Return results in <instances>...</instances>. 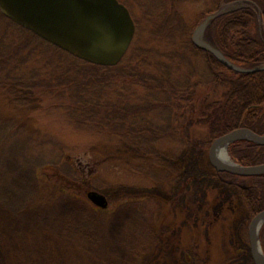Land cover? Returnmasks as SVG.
Here are the masks:
<instances>
[{"label": "trees", "instance_id": "obj_1", "mask_svg": "<svg viewBox=\"0 0 264 264\" xmlns=\"http://www.w3.org/2000/svg\"><path fill=\"white\" fill-rule=\"evenodd\" d=\"M231 3L239 6H228ZM211 13H218L208 28L212 42L235 64L245 68L260 67L258 71L245 73L229 69L212 53L197 47L192 41L193 30L185 25L182 28L179 12L167 17L165 23L169 22L174 29L178 26L179 31L184 32V47L172 52L168 59L162 57L154 62L150 60L149 49L133 57L130 47L122 61L114 66L81 59L5 17L22 30L25 55L12 64L11 59L15 57L12 48L0 49V61H5L4 66L0 65V74L3 73L0 89L13 90V93L15 88H20L28 97L22 99L20 95L17 100L25 101L27 108L32 104L29 99L34 93L55 96L75 125H92L99 132L107 131L116 137L96 144L95 148L105 156L116 157L122 164L120 168L125 170H149L152 176L158 174L168 155L175 151L164 146L177 138L185 153L193 149L203 155L201 164L207 166L214 179L235 188L249 214L244 227L248 231L249 222L264 210V173L242 176L218 171L209 165L206 154L217 138L238 128H249L264 135V0H219ZM190 51L197 57L203 55L204 69L189 59ZM7 63L12 65L7 66ZM17 68L20 73H14ZM199 75L202 76L199 78ZM140 89L145 96L138 95ZM26 118L29 119L28 113ZM14 121L0 118V204L13 211L27 206L37 195L33 185L44 168L49 167L47 165L59 169L64 185H56L58 194L91 202L87 196L69 188L84 185L99 189L101 170L95 172L82 167L83 160L74 163L68 156L63 159L66 149L45 140L39 133L26 129L22 132ZM6 136L10 137L9 142L3 140ZM21 136L27 139L26 147L30 142L37 144L36 149L52 144L55 152L58 151L55 159L48 161V154H41L37 160L25 156L28 166L19 165V156L12 158L11 152V156L7 153V144ZM229 150L232 158L243 166L264 164L263 144L242 139L231 143ZM223 196L218 190L210 192L202 213L193 214V220H199L198 225L184 226L185 214L180 221L177 218L167 221L172 223L171 227L178 225L181 229L178 237L170 238L171 245L177 247L172 264L176 262L174 259L179 262L176 264L235 263L241 250L234 249L231 257L212 254L210 239L206 238L203 246L192 233L198 227L214 233L219 223L225 227L226 222L219 218L222 213H215L219 203H222V212L229 217L238 216L236 200ZM244 237L249 242L248 233ZM260 238L264 250V225ZM165 242H158L155 250H166L165 244L167 248L170 245ZM200 248L205 253H201Z\"/></svg>", "mask_w": 264, "mask_h": 264}, {"label": "rangeland", "instance_id": "obj_2", "mask_svg": "<svg viewBox=\"0 0 264 264\" xmlns=\"http://www.w3.org/2000/svg\"><path fill=\"white\" fill-rule=\"evenodd\" d=\"M121 1L128 3L137 20L130 52L136 57V53L149 49L150 60L154 62L162 57L168 59L172 52L184 47V32L179 31L178 26L174 29L169 22L165 23L167 17L179 12L182 28L185 25L194 30L209 13L216 10L219 0ZM21 31L0 12V49L6 51L12 48L15 56L11 59L12 64L18 63L25 55ZM205 38L212 40L209 30ZM189 53V59L199 64L201 70L204 69L203 55L197 57L191 51ZM4 62L0 61V65L4 66ZM12 64L7 63V66ZM15 72L20 73V68L14 69ZM12 91L0 89V118L15 120V125L22 132L26 129L33 134L39 133L45 140L49 139L54 145L66 149L63 159L68 156L74 163L83 160L82 167L92 168L95 172L101 170L99 182L102 186L99 189L84 185L69 189L84 197L89 190L99 191L108 197L109 206L103 209L92 202L58 194L56 185H64L59 169L47 165L49 167L44 168L33 185L37 195L27 206L13 211L0 204V264H172L177 247L171 245L170 238L178 237L181 229L178 225L171 227L172 223L167 221L171 218L180 221L185 214L184 226L198 225L199 220H193V214L202 213L210 192L217 190L224 194L225 199L236 200L238 216L229 217L222 212V203L217 204L215 213H222L219 218L226 222L225 227L216 224L214 233L208 229L201 231L198 227L192 230L194 239H199L204 246L206 238H209L212 254L231 257L234 249L241 250L234 264H255L250 243L244 237L248 233L249 238L252 221L246 231L248 211L235 188L214 179L207 166L201 164V153L193 149L185 153L181 142L174 137L177 142L169 140V146L164 147L175 151L168 155L169 159L158 174L152 176L149 170H125L120 168L122 164L116 157L105 156L99 148H95L96 144L101 145L116 137L107 131L101 133L92 125H75L55 96L34 93L29 99L32 104L27 108L25 101L17 99L20 95L26 99L28 94L20 88H15V95ZM143 92L140 89L138 95L145 96ZM206 92L210 93L209 90ZM27 113L29 119L26 118ZM5 138L3 140L9 142L10 137ZM25 140L21 136L7 144V153L12 154L14 159L19 156V165L26 167L29 164L26 157L37 160L41 154H48V161L55 159L58 151L55 152L52 144L36 149L37 144L33 142L26 147ZM206 155L209 165L214 167L209 152ZM161 240L170 246L167 248L165 242L166 250L161 248L156 251L154 246ZM202 249L201 253H205ZM174 261L173 264L178 262Z\"/></svg>", "mask_w": 264, "mask_h": 264}, {"label": "water", "instance_id": "obj_3", "mask_svg": "<svg viewBox=\"0 0 264 264\" xmlns=\"http://www.w3.org/2000/svg\"><path fill=\"white\" fill-rule=\"evenodd\" d=\"M2 13L50 43L98 65L114 66L121 62L134 39L136 24L129 8L119 0H0ZM218 13L209 14L193 32V43L212 53L221 63L237 72H255L231 61L214 43L203 38L208 25ZM251 140L264 145V135L249 128L235 129L211 145L209 158L218 171L253 176L264 173V164L243 166L236 162L229 145L238 140ZM227 159V160H226ZM87 198L100 208L109 206L108 197L96 190ZM264 210L252 219L249 243L255 264H264L260 231Z\"/></svg>", "mask_w": 264, "mask_h": 264}, {"label": "flooded vegetation", "instance_id": "obj_4", "mask_svg": "<svg viewBox=\"0 0 264 264\" xmlns=\"http://www.w3.org/2000/svg\"><path fill=\"white\" fill-rule=\"evenodd\" d=\"M1 12V11H0ZM1 14L4 16V17H6L2 12H1ZM134 17V16H133ZM134 20H135V23H136V25H137V20H136V18L134 17ZM208 31V27H207V29L205 30V32H204V35H203V38L205 37V33ZM206 39V38H205Z\"/></svg>", "mask_w": 264, "mask_h": 264}, {"label": "bare ground", "instance_id": "obj_5", "mask_svg": "<svg viewBox=\"0 0 264 264\" xmlns=\"http://www.w3.org/2000/svg\"><path fill=\"white\" fill-rule=\"evenodd\" d=\"M227 160V159H226Z\"/></svg>", "mask_w": 264, "mask_h": 264}]
</instances>
